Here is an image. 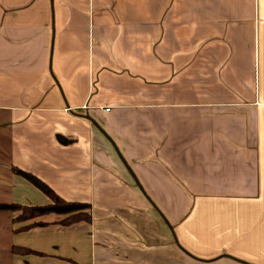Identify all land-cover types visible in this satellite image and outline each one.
Wrapping results in <instances>:
<instances>
[{"label": "crops", "instance_id": "0c3cea01", "mask_svg": "<svg viewBox=\"0 0 264 264\" xmlns=\"http://www.w3.org/2000/svg\"><path fill=\"white\" fill-rule=\"evenodd\" d=\"M0 264H264V0H0ZM34 253L19 254L14 247Z\"/></svg>", "mask_w": 264, "mask_h": 264}, {"label": "trees", "instance_id": "16d2710c", "mask_svg": "<svg viewBox=\"0 0 264 264\" xmlns=\"http://www.w3.org/2000/svg\"><path fill=\"white\" fill-rule=\"evenodd\" d=\"M14 172L23 176L39 188L44 194H46L50 201L47 204L42 205H25L19 203H1L0 210L7 209L13 210L16 215L14 220L24 223L20 228L15 230L23 231L28 230L33 226H43L48 224L47 221H43L41 218L48 214L61 215L56 223L63 226H68L79 221L90 222L92 219L91 205L86 202H73L67 201L60 197L47 183L40 180L34 174L14 168ZM14 252L19 254L34 253L35 251L26 247H14Z\"/></svg>", "mask_w": 264, "mask_h": 264}]
</instances>
